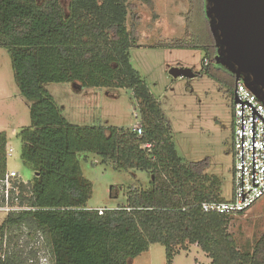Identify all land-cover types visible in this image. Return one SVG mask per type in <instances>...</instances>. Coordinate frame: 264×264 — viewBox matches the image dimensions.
<instances>
[{
  "label": "trees",
  "instance_id": "1",
  "mask_svg": "<svg viewBox=\"0 0 264 264\" xmlns=\"http://www.w3.org/2000/svg\"><path fill=\"white\" fill-rule=\"evenodd\" d=\"M188 1L185 34L164 44L202 50L209 72L218 46L207 0ZM132 12L129 0H69L67 7L62 0H0V47L10 53L31 112L30 126L18 134L21 158L35 172L28 182L14 181L19 193L12 191L11 204L30 209L6 214L0 264H32L37 251L27 248L33 232L47 239L53 264H130L153 243L166 246L167 264H174L176 246L188 244H197L210 264H264V230L247 250L229 231L232 215L202 209L205 201L225 199L208 185L200 163L179 155L160 102L131 62L138 35L128 26ZM230 73L232 79L224 75L222 82L232 87ZM53 82L132 89L143 134L133 126L69 123L47 88ZM8 142V133L0 132V182L8 171ZM87 152L118 170L148 172L150 186L130 189L127 203L114 209L89 207L93 185L79 161Z\"/></svg>",
  "mask_w": 264,
  "mask_h": 264
},
{
  "label": "rangeland",
  "instance_id": "2",
  "mask_svg": "<svg viewBox=\"0 0 264 264\" xmlns=\"http://www.w3.org/2000/svg\"><path fill=\"white\" fill-rule=\"evenodd\" d=\"M129 1L135 5V12L130 13L128 26L138 31L136 44L129 51L133 66L159 99L179 155L186 162L200 163L210 188L218 192L220 198L230 199L234 187L235 83L230 87L231 83L222 82L224 75L232 79L230 70L211 61L210 71L206 72L202 50L164 44L185 34L188 0ZM62 3L67 7L69 0H62ZM174 67L190 68L194 75L176 77L171 73ZM47 88L72 124L130 127L140 119L138 101L130 88L78 89L74 82H53L47 84ZM30 124V107L15 81L10 53L7 48L0 47V132L8 133L7 150L14 149L8 155V170H15L16 179L24 182L32 180L35 172L21 158L22 141L18 134ZM79 161L83 177L93 185L88 202L93 209H114L127 203L130 189L150 186L148 172L118 170L94 152L79 153ZM6 214L0 209V226ZM228 228L239 247L251 249L264 230V197L244 214L232 215ZM29 237L31 243L27 250L37 251L32 264H53L47 239L34 232ZM176 251L174 264L211 262L209 256L193 244L176 246ZM130 264H167V248L162 243H153Z\"/></svg>",
  "mask_w": 264,
  "mask_h": 264
},
{
  "label": "built area",
  "instance_id": "3",
  "mask_svg": "<svg viewBox=\"0 0 264 264\" xmlns=\"http://www.w3.org/2000/svg\"><path fill=\"white\" fill-rule=\"evenodd\" d=\"M209 64L210 59L203 58V67ZM233 105L235 163L232 196L230 199L203 202L201 206L206 212L236 215L247 211L264 197V100L255 94L248 87L247 82L241 78L235 82ZM132 128L138 135L143 134V125L139 118ZM13 151V148L7 150L8 155ZM17 176L18 173L15 170H8L0 182V190L5 200L0 209L7 213L13 210L30 209L27 206L11 204L12 191L15 190L16 195L19 193L18 188L14 187ZM4 258L5 255L2 254L1 259Z\"/></svg>",
  "mask_w": 264,
  "mask_h": 264
},
{
  "label": "water",
  "instance_id": "4",
  "mask_svg": "<svg viewBox=\"0 0 264 264\" xmlns=\"http://www.w3.org/2000/svg\"><path fill=\"white\" fill-rule=\"evenodd\" d=\"M206 12L218 46L215 61L264 100V0H207ZM171 73L194 75L184 67Z\"/></svg>",
  "mask_w": 264,
  "mask_h": 264
},
{
  "label": "crops",
  "instance_id": "5",
  "mask_svg": "<svg viewBox=\"0 0 264 264\" xmlns=\"http://www.w3.org/2000/svg\"><path fill=\"white\" fill-rule=\"evenodd\" d=\"M152 93V92H151ZM153 94V93H152ZM154 95V94H153ZM155 97V96H154ZM156 98V97H155ZM158 101H159V99L158 98H156ZM194 246H198L197 244H193ZM199 247V246H198ZM196 248V247H195ZM200 248V247H199ZM197 249V248H196Z\"/></svg>",
  "mask_w": 264,
  "mask_h": 264
}]
</instances>
